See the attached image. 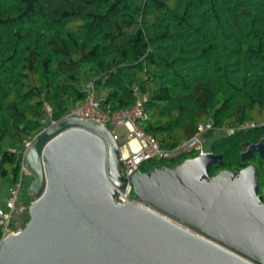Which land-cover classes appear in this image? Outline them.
<instances>
[{"label":"trees","instance_id":"trees-1","mask_svg":"<svg viewBox=\"0 0 264 264\" xmlns=\"http://www.w3.org/2000/svg\"><path fill=\"white\" fill-rule=\"evenodd\" d=\"M136 91L149 116L139 127L162 149L209 127L204 149L224 154V169L256 165L264 199V162L241 159L245 143L264 138V126L223 132L264 121V0H0L3 189L22 178L24 188L27 145L51 119L62 121L91 94L115 114L136 104ZM198 155L152 160L142 170Z\"/></svg>","mask_w":264,"mask_h":264},{"label":"water","instance_id":"water-1","mask_svg":"<svg viewBox=\"0 0 264 264\" xmlns=\"http://www.w3.org/2000/svg\"><path fill=\"white\" fill-rule=\"evenodd\" d=\"M243 162L264 160V138ZM112 133L70 118L26 152L29 221L0 242V264H264L260 169H224V154L121 174ZM222 170L212 176L214 167ZM133 187L135 203L119 202Z\"/></svg>","mask_w":264,"mask_h":264},{"label":"built area","instance_id":"built-area-1","mask_svg":"<svg viewBox=\"0 0 264 264\" xmlns=\"http://www.w3.org/2000/svg\"><path fill=\"white\" fill-rule=\"evenodd\" d=\"M135 96L137 97V102L132 108L119 111L115 114H107L102 110L101 102L95 98L94 94H91L77 109L71 110L62 121L70 118H79L92 121L98 125H104L112 133L115 141L119 144L121 152V174L126 178H130L136 172L141 171L142 166L152 160L173 158L181 154H190L193 151H199V155L211 153L206 151L203 146V135L209 129V127L205 126H201L198 134L194 138L184 142L177 149H162L155 137L145 133L139 127V122L141 120H148L149 116L144 110V101L140 97L138 91L135 92ZM62 121H55L54 119H51L48 127L56 126ZM261 126H264V121L261 125L252 121L243 123L235 128L224 129L223 132H226L228 135H234L238 131L252 130ZM121 130L124 131V134L122 135L118 133ZM133 140L138 143L137 150L132 148L130 145ZM32 144L33 143H29L27 145L26 152ZM25 163L23 165L22 172L23 175H28ZM23 184L24 181L22 178L20 182L11 189L6 210L0 209V223L4 228V236L2 240L9 235H17L21 231L20 228L18 230H13L11 228V222L14 214L18 210V204L21 201ZM133 194V187L131 183H128L124 190L118 189L117 199L122 203H135L136 199H132Z\"/></svg>","mask_w":264,"mask_h":264},{"label":"rangeland","instance_id":"rangeland-1","mask_svg":"<svg viewBox=\"0 0 264 264\" xmlns=\"http://www.w3.org/2000/svg\"><path fill=\"white\" fill-rule=\"evenodd\" d=\"M118 133L122 135V134H124V131L121 130ZM212 142H213V138H210L209 139V142L207 144V147H210L211 144H212ZM135 149H137V147ZM28 176H30V175L28 174ZM33 180H34L33 177L30 176L25 181L24 188H23V190L21 192V196H22V198H23L24 201H23V204H20L17 207L18 210L14 214L13 219H12V222H11L12 225H21L24 228V226L26 225V223L29 221V206L27 207L25 204L28 203V201H29L30 198H33L32 195H30V193H29V188H30ZM0 183H1V180H0ZM2 184H3V182H2ZM1 189L3 190V192L6 191L5 188L3 189V187ZM6 192L4 193V197H7V200L4 203L3 202L2 203L0 202V206H2V208H0V209H3V208L6 209L7 208V201L9 199V197H10V194H9L10 192H7V193ZM33 201H34V198H33Z\"/></svg>","mask_w":264,"mask_h":264},{"label":"crops","instance_id":"crops-1","mask_svg":"<svg viewBox=\"0 0 264 264\" xmlns=\"http://www.w3.org/2000/svg\"><path fill=\"white\" fill-rule=\"evenodd\" d=\"M133 143H135V140H133V141H131V143H130V145H131V147L132 148H134V146H133ZM136 144H138L137 142H136ZM135 149V148H134ZM0 187L2 188L3 187V184H2V182L0 183ZM0 188V202L2 203H4V202H6V200H7V197H4V193L7 191L8 192V190H7V188L5 187V192H3V190ZM6 192V193H7ZM4 197V198H3Z\"/></svg>","mask_w":264,"mask_h":264},{"label":"flooded vegetation","instance_id":"flooded-vegetation-1","mask_svg":"<svg viewBox=\"0 0 264 264\" xmlns=\"http://www.w3.org/2000/svg\"><path fill=\"white\" fill-rule=\"evenodd\" d=\"M262 139H263V138H262ZM262 139H261V140H262ZM249 144H254V143H249ZM256 144H257V143H256ZM257 157H259V155H258V154H255L253 158H257ZM253 158H252V159H253ZM259 158H260V157H259ZM252 159H250V160H252ZM250 160H248L247 162H249ZM260 160H261L262 162H264V160H262L261 158H260ZM257 162H260V161L258 160ZM261 175H262V174H260V178H261ZM262 176H263V175H262Z\"/></svg>","mask_w":264,"mask_h":264},{"label":"bare ground","instance_id":"bare-ground-1","mask_svg":"<svg viewBox=\"0 0 264 264\" xmlns=\"http://www.w3.org/2000/svg\"><path fill=\"white\" fill-rule=\"evenodd\" d=\"M133 146L136 148L137 147V149H138V144H136V141H135V143H133ZM137 149H135V150H137Z\"/></svg>","mask_w":264,"mask_h":264}]
</instances>
